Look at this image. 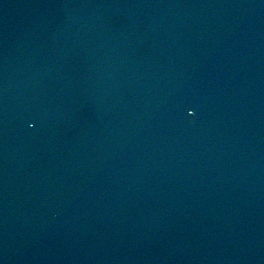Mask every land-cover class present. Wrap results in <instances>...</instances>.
<instances>
[{
	"label": "water",
	"instance_id": "95a60500",
	"mask_svg": "<svg viewBox=\"0 0 264 264\" xmlns=\"http://www.w3.org/2000/svg\"><path fill=\"white\" fill-rule=\"evenodd\" d=\"M0 264H264V0H0Z\"/></svg>",
	"mask_w": 264,
	"mask_h": 264
}]
</instances>
